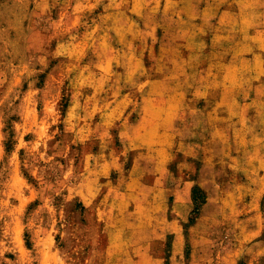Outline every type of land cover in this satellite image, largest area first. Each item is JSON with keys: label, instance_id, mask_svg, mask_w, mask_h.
Wrapping results in <instances>:
<instances>
[{"label": "rangeland", "instance_id": "obj_1", "mask_svg": "<svg viewBox=\"0 0 264 264\" xmlns=\"http://www.w3.org/2000/svg\"><path fill=\"white\" fill-rule=\"evenodd\" d=\"M177 14L0 0V264H264V91L227 116L196 95L219 48L247 88L258 22L225 43Z\"/></svg>", "mask_w": 264, "mask_h": 264}, {"label": "crops", "instance_id": "obj_2", "mask_svg": "<svg viewBox=\"0 0 264 264\" xmlns=\"http://www.w3.org/2000/svg\"><path fill=\"white\" fill-rule=\"evenodd\" d=\"M164 8L170 3L176 6L177 16L185 21H193L195 25L192 29L182 30V36L188 38L196 35L201 39L205 36H212L214 39H221L228 43L229 38L237 36L234 34L232 27L233 21L254 20L258 22L250 27V31L244 35L251 37V40L256 43L257 50L253 51V56L250 59L254 62V76L252 77V68L249 70V84L247 88L242 90L235 88V83L232 76V69L235 67L231 59V50L227 48H219L216 53H224L221 55L218 68L213 66L211 68V87L203 89L199 87L197 82V100L208 101L215 100L214 104L221 108L223 116L231 115L233 109H239L241 112L243 107H257V104L262 98L264 91V45L259 44L256 40L258 36L264 35V0H162ZM214 24V25H213ZM213 25L214 31L207 34L203 31V26L206 29ZM193 30H198L195 32ZM226 44L225 46H227ZM216 46V45H215ZM205 49H197L196 52H204ZM209 68L206 63L201 65L202 70ZM238 92L242 93L244 103L240 105L233 104L237 99ZM218 95V97H216ZM237 107V108H235ZM212 108V107H211ZM257 108L255 109V111ZM213 111V110H212ZM258 111L256 114H258ZM167 131L166 129L164 132ZM172 143L162 145L163 148L168 149ZM263 247V243H261ZM263 249V248H262Z\"/></svg>", "mask_w": 264, "mask_h": 264}, {"label": "trees", "instance_id": "obj_3", "mask_svg": "<svg viewBox=\"0 0 264 264\" xmlns=\"http://www.w3.org/2000/svg\"><path fill=\"white\" fill-rule=\"evenodd\" d=\"M199 191V190H198ZM194 201H196V197H194ZM195 212V211H194Z\"/></svg>", "mask_w": 264, "mask_h": 264}]
</instances>
